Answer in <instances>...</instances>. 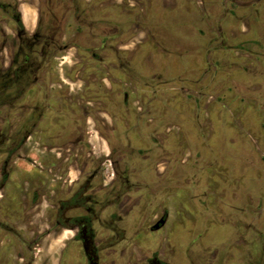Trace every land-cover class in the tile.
<instances>
[{
  "label": "rangeland",
  "instance_id": "obj_1",
  "mask_svg": "<svg viewBox=\"0 0 264 264\" xmlns=\"http://www.w3.org/2000/svg\"><path fill=\"white\" fill-rule=\"evenodd\" d=\"M0 2L34 21L40 10V39L55 40L50 48L43 49L44 41L28 46L43 68L31 72L32 77L24 74V84L32 82L24 96L26 117L41 82L49 87L42 93L49 94L52 114L56 106L66 108L64 95L78 98L86 86L93 89L82 78L117 81L130 75L137 102L138 94L149 92L144 87L148 78L161 76L156 87L167 97V115L158 124L168 130L169 160L158 167L159 173L166 171L159 174L161 159H152L144 182L133 177L145 168L134 163V154L115 151L112 166L105 162L109 149L100 145L96 132L89 134L90 146L75 129L74 118L64 132L45 117L39 136L33 135L9 166L11 177L0 193V220L13 227L0 230V264H86L81 245L72 242L74 232L59 234L53 224L59 203L69 200L90 174H97L88 194L99 201L89 206L99 214L102 264H145L155 252L167 264H264V0H165L163 6L154 0H114L119 5L117 36L103 46L95 28L99 15L91 20L82 15L84 0ZM96 2L87 0L88 10H95ZM16 30L0 10V42L3 32L8 46L6 59H0L8 66L13 59L17 64L23 60ZM66 44L81 49L65 51ZM145 57L148 67L142 64ZM105 135L114 147L117 134ZM68 140L72 142L53 148ZM54 156L59 163L53 165ZM124 172L132 190L113 177ZM118 204L130 211V226L113 225ZM165 208L168 226L151 232L148 226ZM121 226L132 237L128 245L116 243L125 234ZM127 247L130 257L124 260Z\"/></svg>",
  "mask_w": 264,
  "mask_h": 264
},
{
  "label": "flooded vegetation",
  "instance_id": "obj_2",
  "mask_svg": "<svg viewBox=\"0 0 264 264\" xmlns=\"http://www.w3.org/2000/svg\"><path fill=\"white\" fill-rule=\"evenodd\" d=\"M81 1L83 2V0ZM84 1L86 8H83L84 10L81 11L82 15L87 16L90 20L94 14L99 15V18H95V20L98 21L97 25L99 27L96 25L95 28H98V31L96 30V35L100 39V44L103 46L104 43L109 41V39L114 41L118 31L116 23L119 21L117 11L119 5L116 2H113L114 0H96V9L88 10L86 3L87 0ZM154 1L160 6L165 4V0ZM185 1L188 2V0ZM50 3L53 4L52 0ZM0 10L15 22L17 26L15 34L19 42V50L23 54L22 62L17 64V61L13 59L11 60V66L7 65L6 61H4L8 51L7 34L2 32L3 38L0 42V56H3L4 59H0V63L2 62V64H0V193L4 191L9 183L11 177V174L8 171L9 166L16 163L15 160L18 159V155L21 153V150L26 142L33 135L39 136L40 127L43 123H45V117H47L46 121L49 125L56 129L63 130L64 132L70 126V120L74 118V122L76 123L75 129L78 131L80 129L82 131L84 134V143L90 146L92 145V141L90 140L91 136L89 134L91 131L96 132L101 141L100 145L102 147L107 146L109 149V154L107 155L109 158L106 159L105 162L109 161L111 162V165V156L115 151L118 155H125L127 153L134 154V158L138 159V161L134 163L145 166L144 170L139 175L133 176L136 179H140L145 182V178L147 177V173L149 171L148 166L150 165L152 159H161L157 165L158 173V167L160 165L166 163L168 164L169 160H167L168 157L166 152L168 130L167 127H163L162 124H158V119L162 121V118L167 115V97L160 93V89L156 87L158 84L161 85V83L158 82L161 79V76L158 77L156 75L157 77L154 76L152 78H148L145 83L146 86L144 87L148 89L149 92L138 94L142 97H140L141 99L137 102L134 101V96L136 95L134 92L135 83L131 81L132 78L130 75L117 81L108 77H97L94 82L93 79L82 78L80 81L88 86L93 85V89L91 90L86 86L78 98L72 97L70 93L66 94V96L64 95L62 102L66 108L64 110H60V108H57L56 106L54 107L52 114L50 113L52 111V107L49 94L45 97V94L42 93V91L45 92L47 89L49 90V87H47L45 82L43 83L40 81V89H42L41 93H39V97L34 100L31 111L32 114L29 117H26L23 106L24 96L32 82L24 84V74L26 73L29 77H32L31 72H39L40 68H43L39 62L32 59V55L28 51V46L44 41L43 49L46 47L50 48L53 44H55V42L53 43L55 40L54 38H50L49 40L40 39L42 37V34L40 33V10H38V16L35 21L33 16H29L28 20H26L23 13L20 10L13 8L10 3L0 2ZM75 11H77V7L75 8ZM180 13H183V9ZM50 14L54 20L57 19L58 16L55 13L52 12ZM17 15H20L22 26L17 19ZM109 15H111V18H109ZM182 15L183 14H181V16ZM139 16L142 17L141 12L139 13ZM90 25L91 24H89V27ZM106 26L109 28H106ZM54 47L56 48L55 45ZM73 47L81 49L79 44H66L63 50L68 51ZM111 49L117 55L120 54L117 46L114 48L113 44H111ZM41 56H45V53H41ZM93 56L96 58L97 54H94ZM146 60L147 57H145L142 62L145 66H147ZM34 62L36 67H33ZM116 63L117 67H119L118 60H116ZM124 63L125 62L123 61V64ZM129 63L130 62L128 61V64H126L127 67L130 66ZM36 80L39 81L37 78L35 81ZM75 82H77V80ZM152 85H154L155 90L152 89ZM182 90L186 93V95H192L191 93L188 94V88H183ZM78 101H81V103ZM54 111H57L58 114ZM62 111L65 113L63 114ZM152 114L155 115V118H152ZM68 120L69 122H67ZM91 124L93 125L92 127H90ZM106 132L111 133L113 136L117 134L116 137L114 136V138L117 139L115 140L116 144L114 147L111 145L109 137L105 135ZM71 142V140H68L63 141L60 144L56 143L53 145V148L56 149L57 147L64 146ZM79 143H81V140L78 141V144ZM52 159L53 165L55 163H59L57 162L55 156ZM129 168L127 167V172H129ZM49 172H52L51 168L49 169ZM96 177L97 174H90L86 178L83 186L77 190L69 200H63L59 203L55 216L56 219L53 224V229H57L59 234L74 232L72 242L81 245L82 253L85 255L86 264H91L87 255V244L92 241L98 251V264H102V249L99 246L98 233L96 229V223L99 221V214L98 212H93L92 208L89 206L91 203L97 205L99 201L96 200L93 194H88V190ZM113 177L124 184L125 188H128L129 190L133 189L134 184L129 177V173L124 172L121 176L113 173ZM101 185L105 186V180H102ZM144 186L147 187L145 183ZM120 196L122 195H118L117 198ZM114 204L115 203H112L109 206ZM109 206H107V208ZM1 209L2 205L0 204V212ZM81 210L85 212L76 215H69L70 212ZM114 213L116 216L113 217L117 218V220L113 221L114 226L119 223H124V225L126 224L129 226L131 225L130 211L125 212L121 204H118ZM89 224L93 230L92 235L88 234L87 231V225ZM145 224L146 222L144 221L143 225ZM168 224L169 215L165 208L163 214L156 218V221L153 224H150L148 228L151 232H158L165 229ZM120 228L125 234L124 237L119 235L116 243L119 245H128L127 242H129L132 237H127L124 226H121ZM12 229V226L7 223H3L2 220H0V230L2 232H7ZM128 248L129 247L125 248V257L123 256L124 260L127 259V257H130ZM115 260L118 261L119 258ZM167 263L168 262H165L161 258V255L158 252L151 254L150 257L146 258L145 262V264Z\"/></svg>",
  "mask_w": 264,
  "mask_h": 264
},
{
  "label": "trees",
  "instance_id": "obj_3",
  "mask_svg": "<svg viewBox=\"0 0 264 264\" xmlns=\"http://www.w3.org/2000/svg\"><path fill=\"white\" fill-rule=\"evenodd\" d=\"M17 19L19 20V23L22 26V23L20 21V15H17ZM87 231L88 234H93V230L90 224L87 225ZM87 255L91 264H98V251L95 248L93 241L87 244Z\"/></svg>",
  "mask_w": 264,
  "mask_h": 264
},
{
  "label": "crops",
  "instance_id": "obj_4",
  "mask_svg": "<svg viewBox=\"0 0 264 264\" xmlns=\"http://www.w3.org/2000/svg\"><path fill=\"white\" fill-rule=\"evenodd\" d=\"M26 20H28V16H26Z\"/></svg>",
  "mask_w": 264,
  "mask_h": 264
}]
</instances>
